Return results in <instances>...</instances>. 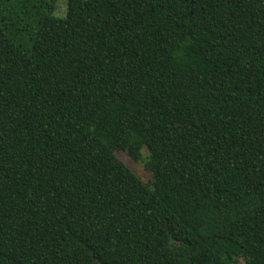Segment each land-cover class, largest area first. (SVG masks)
<instances>
[{
  "label": "trees",
  "instance_id": "1",
  "mask_svg": "<svg viewBox=\"0 0 264 264\" xmlns=\"http://www.w3.org/2000/svg\"><path fill=\"white\" fill-rule=\"evenodd\" d=\"M55 3L0 0V264H264V0Z\"/></svg>",
  "mask_w": 264,
  "mask_h": 264
},
{
  "label": "rangeland",
  "instance_id": "2",
  "mask_svg": "<svg viewBox=\"0 0 264 264\" xmlns=\"http://www.w3.org/2000/svg\"><path fill=\"white\" fill-rule=\"evenodd\" d=\"M67 0H56L55 9L53 14L56 17H63L66 14ZM142 156L147 154V150L142 148ZM117 157L123 161L137 176H139L144 182H148L151 179V174L148 172L141 162L133 160L126 151H116ZM239 264H243L240 260Z\"/></svg>",
  "mask_w": 264,
  "mask_h": 264
}]
</instances>
